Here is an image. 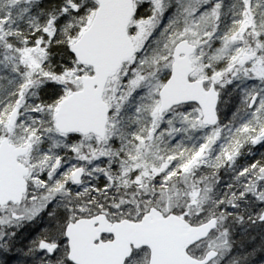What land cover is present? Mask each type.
<instances>
[{
    "label": "snow or ice",
    "instance_id": "6c2138e0",
    "mask_svg": "<svg viewBox=\"0 0 264 264\" xmlns=\"http://www.w3.org/2000/svg\"><path fill=\"white\" fill-rule=\"evenodd\" d=\"M0 264H264V0H0Z\"/></svg>",
    "mask_w": 264,
    "mask_h": 264
}]
</instances>
